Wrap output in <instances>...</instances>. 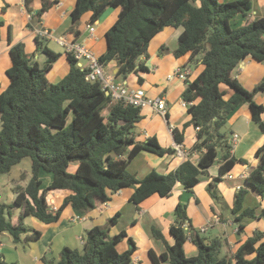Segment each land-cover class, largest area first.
<instances>
[{"label": "trees", "instance_id": "obj_1", "mask_svg": "<svg viewBox=\"0 0 264 264\" xmlns=\"http://www.w3.org/2000/svg\"><path fill=\"white\" fill-rule=\"evenodd\" d=\"M42 2L38 16L57 0ZM110 7L118 8V13L105 32L106 49L99 60L104 65L115 60L116 77L147 71L141 57H147L150 40L166 26L180 28L175 56L189 52V61L199 58L203 68L194 79L186 81L181 94L183 100L192 102L184 127L192 125L196 129L197 139L189 151L196 152L198 159L194 163L187 156L174 171L163 174L153 169L137 179L127 166L140 151H174L162 147L154 136L135 140L134 130L142 118L140 107L112 99L98 81L85 77L86 72L66 52L69 70L60 81L51 83L48 73L59 54L42 46L47 59L41 65L26 54L21 43H16L9 49L8 84L0 91V173H8L24 158L30 160L26 184L14 188L12 202L0 201V234L8 233L14 243L40 238L41 231L26 225L25 217L55 223L67 205L82 214L100 207L125 187H133L129 200L138 207L153 194L168 196L176 182L186 190L192 189L219 159L218 175L207 186L209 194L217 198L215 182L236 162L244 161L231 154L232 145L220 131L228 115L246 103L251 119L264 132V106L254 99L256 93L264 91V75L252 89L245 88L232 75L247 56L264 61V17H246L252 9L251 0H76L70 11L72 25L87 12L88 23H93ZM236 16L240 18L236 20ZM72 28L77 35L79 30ZM138 79L142 80L140 76ZM220 84L233 91L226 99ZM172 134L176 143L183 142V128H173ZM255 157L257 165L245 183L264 196V144L256 149ZM71 165L74 169H70ZM43 172L51 174L45 188L40 176ZM53 189L67 192L55 210L45 196ZM245 191L240 188L235 193L232 213L237 223L256 216L254 208L241 209ZM173 213L169 228L172 244L166 242L158 228H151L153 237L165 245L159 255L149 251L154 264H230V257L222 254V238L206 241L193 228L180 202ZM116 216L108 222L114 224ZM259 216H264V208ZM125 236V231L110 235L108 227L93 226L87 230L81 249L64 246L57 258L43 257V264H134L136 244L131 237H127L128 248L117 251V244ZM188 237L197 248L192 256L184 252ZM231 259L235 264H264L263 232L256 230L241 241ZM0 264L14 263L6 261L0 252Z\"/></svg>", "mask_w": 264, "mask_h": 264}, {"label": "crops", "instance_id": "obj_2", "mask_svg": "<svg viewBox=\"0 0 264 264\" xmlns=\"http://www.w3.org/2000/svg\"><path fill=\"white\" fill-rule=\"evenodd\" d=\"M42 1L0 0V91L8 84L6 69L11 65L9 49L16 43H21L26 54L38 62L40 58L39 52L47 56L42 51V46H46L59 54L58 58L52 63L48 78L59 71L65 75L70 67L67 54L57 43L56 38L62 37L68 40L74 38L81 40L86 45L90 44L97 52L98 57L106 49L105 32L115 21L118 8H106L104 10L99 19L94 22V33L91 36L87 29L89 12L85 13L78 23L72 25L70 11L75 5L76 0H57L47 11L38 16L37 12L43 3ZM251 1L252 9L246 17L249 19L264 17V0ZM72 26L79 30L77 35L74 34V28L70 29ZM41 28L48 29L51 37L41 38L37 36L35 30H40ZM161 31L156 35H162L165 30L162 29ZM179 33L180 28H172L171 34L164 40L165 43L169 44L166 52L159 50V53H154L152 56L148 54L147 57H141V61L147 67V71H144L143 76H140L141 81L139 79L136 80L138 83L132 81V85L137 84V86L131 87L143 88L147 97L159 95L163 96L166 101L165 116H162L154 107L148 104L140 106L142 118L134 130L135 140L145 141L148 137L154 136L162 147L174 149L173 152L164 154L140 151L131 159L127 166L128 172L133 174L137 179H142L153 169L163 174L174 171L185 159V157H180L175 151L176 142L171 131L173 128L179 130L183 128L184 136L181 143L183 150L187 152V156H190L192 162L195 163L198 159L196 152L193 151L191 153L189 151L197 139L196 129L192 125L184 127L190 115L187 108L181 105L180 100L182 99L181 94L185 88L186 81L194 79L203 68V65L198 60L196 64L200 66L197 67V72L192 75L193 72L188 63L189 52L180 56L173 54V50L177 47ZM99 37H101V40ZM255 60L251 56H247L236 67L234 77L247 89L255 87L264 75V61L256 60V62ZM176 67L189 70L186 79L182 80L177 77L169 79L167 77ZM105 70L107 74H112L116 80L125 81L128 85L129 79L127 77L118 79L115 76V72L117 71L115 60H111L105 64ZM63 74L62 76H64ZM230 93L227 92L226 94L230 95ZM256 97L257 100L255 101L264 106V91L256 93L254 99ZM240 107L239 110H234L227 117L228 121H230L232 132L229 141L231 143L233 135H237L234 144H232L231 154L237 159L245 161L236 162L232 168V172L225 173L220 180L215 182V185L218 187V200L224 197L223 205L217 203L218 200L214 201L206 190L209 181L218 175V166L220 164V160L218 159L207 168L206 174L201 175L198 183L190 190L182 188L180 183L176 182L168 196L162 197L154 194L146 198L147 200H143L137 207L129 200L133 187H126L115 191L108 201L88 212L81 214L72 209L70 205H67L62 210L59 220L55 223L44 224L36 220L37 222L35 221L30 227L41 231L40 238L35 241H26V245H23L30 246L31 248L28 253L32 256V264H40V261L43 264V257L57 258L64 246L81 249L87 230L96 225L106 226L105 223L116 215L115 223L111 224L112 227H108L109 234L114 235L125 231L126 236L120 242L123 249L128 248L127 237H131L136 244V251L132 255V262L134 264H154L150 258L149 251L152 250L156 255H159L164 251L165 245L162 240L153 237L151 228H158L166 242L172 244L173 238L169 232V228L173 222L175 204L180 201L186 208V211L191 207L192 210L189 212L188 218L196 230L200 231V228L207 223L209 226H215V228L217 225L222 227V230L215 237L223 239L222 252L230 257V264H235L234 260L231 259V254L241 241L256 230L263 232L264 239V216H259L260 211L264 208V196L245 183V178L257 165L258 160L255 157V151L259 146L264 144V132L251 119L247 104ZM262 120L264 122V112ZM228 174L232 177H228ZM47 177L49 178V175ZM223 179L225 182L222 181ZM199 185V191L196 193L194 189ZM240 188L246 190L241 209L254 208L256 216L247 217L237 223L234 221L235 215L232 213V208L235 193ZM185 192L191 194V196H184L180 199L182 193L184 194ZM47 194L50 195L49 205L57 208L67 192L53 189L48 190ZM56 198L59 199L56 200ZM222 207H225L229 213H225ZM78 214L85 216V219L72 220ZM124 219V225L120 226L119 222ZM240 225L243 227L239 230ZM230 227L231 230L229 232ZM4 233L6 232L0 235ZM0 238V252L4 255L5 260L14 264H22V255L17 248L19 243L11 241L12 244H10L5 242L4 238H7V235ZM7 239L10 240L9 238ZM205 240L208 241L210 239L205 238ZM6 252L11 255V259H7ZM23 252L26 253L25 248ZM184 252L187 256H192L197 252V248L190 240V237L184 243ZM159 264L169 263L167 261H160Z\"/></svg>", "mask_w": 264, "mask_h": 264}, {"label": "rangeland", "instance_id": "obj_3", "mask_svg": "<svg viewBox=\"0 0 264 264\" xmlns=\"http://www.w3.org/2000/svg\"><path fill=\"white\" fill-rule=\"evenodd\" d=\"M111 8V7H110ZM256 8H257V6H256ZM112 9V8H111ZM104 12V11H103ZM103 14V13H102ZM101 14V15H102ZM238 18H240L239 16H236L235 17V19L237 20ZM80 20H78L77 21V23L79 22ZM86 22V21H85ZM93 24V26L95 27V24H94V22L92 23ZM96 26H97V24H96ZM172 26H166V27H164L163 28V30H165L163 33H162V35H160V34H158V35H156V36H154L153 38H152V40H150V42H149V44H148V47H147V53L149 54V55H153L154 53H159L158 51L160 50V51H162L161 49H165L164 51L166 52L167 50H166V48H167V46H169V44L168 43H165V39H166V37H169V34H171V32H172ZM169 30H170V32H169ZM162 32V31H161ZM167 34H168V36H167ZM103 35V34H102ZM101 35V36H102ZM172 37V36H171ZM41 38H45V37H41ZM47 38H49V37H47ZM100 38V40H101V37H99ZM44 44V43H43ZM164 44V45H163ZM88 46V48L93 52V54L95 55V56H98V54H97V52L92 48V46L90 45V44H88L87 45ZM165 46V47H164ZM162 47H164V48H162ZM63 50V49H62ZM38 51V50H37ZM163 51V52H164ZM39 54H40V58H39V62H40V64L41 65H43L44 63H45V61H46V58H47V56L44 54V53H41V52H39ZM194 60V61H193ZM193 60H190L188 63H189V65H190V68H191V70H192V72H193V74L192 75H194L196 72H197V67H199L198 66V64H196V62L198 63V60H199V58H197V57H195ZM256 61V60H255ZM257 62V61H256ZM256 64H258V63H256ZM236 69L237 68H234V70L232 71V75L234 76L235 74H236ZM255 72H257V71H255ZM62 74L63 73H61V71H59V72H56V73H54L50 78H49V81L51 82V83H57L58 81H60L62 78H63V76H62ZM143 74H144V72L143 71H138L137 73H130V74H128L126 77L129 79V82H128V85H129V87H131V86H137V84L136 85H132V81H134L135 83H138L136 80H138V78H139V76H143ZM64 75V74H63ZM191 75V76H192ZM263 77V76H262ZM122 78V76H118V79H121ZM190 78V77H189ZM261 79V78H260ZM2 83V82H1ZM1 87H4V86H1ZM134 88V87H133ZM220 88L222 89V90H225L226 91V93L227 92H233L230 88H228L225 84H220ZM5 89V88H4ZM3 89V90H4ZM230 93V94H231ZM228 95L229 94H225L224 96H223V98H228ZM257 96V95H256ZM255 100H257V97L255 98ZM244 104H246V103H242V104H240L236 109L237 110H239L241 107L240 106H242V105H244ZM235 109V110H236ZM229 116V115H228ZM220 131L221 132H223L224 133V138L225 139H227L228 141H229V138L231 137V134H232V132H231V124H230V121H228V119H227V122H226V124L225 125H223L222 127H221V129H220ZM230 142V141H229ZM231 145H232V143H231ZM245 161V160H244ZM137 164H139V163H137ZM74 167L75 166H73V165H71L70 166V169H74ZM233 171V169H230L228 172H232ZM49 175V178L47 177ZM51 174L50 173H48V172H43L40 176H41V179H42V184H43V188H45L47 185H48V183H49V181H50V176ZM29 177H30V160H29V158H24L20 163H18V164H16V165H14L12 168H11V170L8 172V173H0V201H2V202H4V203H10V202H12V200H13V197H14V188L17 186V185H20V186H23V185H25L26 184V182L28 181V179H29ZM203 180V179H202ZM223 182H225V180L223 179L222 180ZM221 181V182H222ZM207 186H208V184H207ZM207 186H206V190H207ZM199 187H200V185L198 186V187H196L194 190H195V192L196 193H198V191H199ZM126 188V187H125ZM194 188V187H193ZM216 190H217V194H218V187L216 186ZM192 191V190H191ZM208 191V190H207ZM200 192H201V190H200ZM154 195V194H153ZM46 201H47V203L48 204H50V195L49 194H47V192H46ZM152 196V195H151ZM150 196V197H151ZM184 196H191V194H189V193H182V195L180 196V199H182ZM217 196H219V195H217ZM213 199H214V201H217L218 200V198H214V197H212ZM224 197H221L219 200H218V202L217 203H221L220 205H223L224 204V199H223ZM57 199H59V198H56V200ZM145 200H147V199H145ZM144 200V201H145ZM181 202V201H180ZM142 203V202H141ZM140 203V204H141ZM223 208V210L225 211V213H229L228 211H227V209L225 208V207H222ZM191 207H189L188 209H187V211H186V208H185V211H186V214H187V216L188 215H190V213L189 212H191ZM16 210L14 209V214L16 215ZM85 217V216H84ZM189 217V216H188ZM36 221V219L35 218H33V217H30V216H28V217H25L24 218V223L26 224V225H29V226H31V225H33V223ZM124 221H125V219L124 220H122L121 222H119V225L121 226V225H124ZM173 221H174V216H173ZM37 222V221H36ZM105 225H106V227H109V226H111V224L109 223V222H106L105 223ZM112 227V226H111ZM127 227V226H126ZM222 230V227L221 226H219V225H217V227L215 228V226L214 227H212L211 225L210 226H208L205 230H203V231H199V233L201 234V236H203L204 238H206V239H211V238H213V237H215V236H217V234L220 232ZM230 230H231V227L229 228V232H230ZM4 235H7V238H9L10 240H8L7 238H4V241L5 242H7V243H10V244H12V239H11V236L8 234V233H4V234H2V235H0V237L1 236H4ZM0 240H1V238H0ZM25 243H19L18 244V246H17V248H18V250L21 252V255H22V258H21V261H23L22 262V264H32V262H33V260H32V256L28 253V251H29V249H31L30 248V246H23ZM125 244V243H124ZM26 245V244H25ZM24 248H25V251H26V253H24L23 251H24ZM79 248H80V246H79ZM117 251L118 252H123L124 251V249H123V247H122V245H121V243L120 244H118L117 245ZM222 254H224L223 252H222ZM6 257H7V259H11V255L9 254V253H7L6 252ZM8 262H10V261H8ZM40 264H41V261H40Z\"/></svg>", "mask_w": 264, "mask_h": 264}, {"label": "built area", "instance_id": "obj_4", "mask_svg": "<svg viewBox=\"0 0 264 264\" xmlns=\"http://www.w3.org/2000/svg\"><path fill=\"white\" fill-rule=\"evenodd\" d=\"M87 29L89 34L92 36L94 33V26L92 23L87 24ZM35 34L39 37H51V33L46 28H41L40 30H35ZM57 43L64 49L66 53H69L72 58L76 61L77 65L84 70L85 77L91 81H98L101 88L109 94L112 99L122 100L132 106L140 107L143 105H150L154 107L162 116L166 114V101L163 96L147 97L145 91L141 87H129L125 81H118L111 74H107L105 70V65L99 60L98 56H95L93 52L84 44L81 40L74 38L65 39L62 37L55 39ZM188 69H183L181 67H176L171 74L167 77L169 79L177 77L179 79H186ZM183 107L188 108L192 103L191 101L180 100ZM172 131V129H171ZM237 135L234 134L231 143L234 144ZM175 151L180 157H187V152L183 150L181 143L175 144ZM228 177H232L230 174ZM52 210L56 208L51 207ZM83 215H76L72 220H84ZM185 226V225H184ZM209 224H205L200 228V231L205 230Z\"/></svg>", "mask_w": 264, "mask_h": 264}]
</instances>
